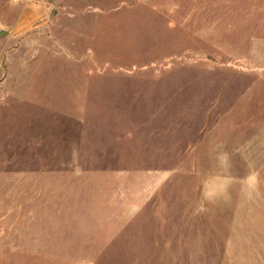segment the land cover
Instances as JSON below:
<instances>
[{
  "label": "rangeland",
  "instance_id": "obj_1",
  "mask_svg": "<svg viewBox=\"0 0 264 264\" xmlns=\"http://www.w3.org/2000/svg\"><path fill=\"white\" fill-rule=\"evenodd\" d=\"M0 24V264H264V0Z\"/></svg>",
  "mask_w": 264,
  "mask_h": 264
},
{
  "label": "crops",
  "instance_id": "obj_2",
  "mask_svg": "<svg viewBox=\"0 0 264 264\" xmlns=\"http://www.w3.org/2000/svg\"><path fill=\"white\" fill-rule=\"evenodd\" d=\"M34 6V5H33ZM33 6L25 8L23 15L13 26L14 31L17 33H27L32 27L33 23L39 20V17L43 14L41 9H36Z\"/></svg>",
  "mask_w": 264,
  "mask_h": 264
},
{
  "label": "water",
  "instance_id": "obj_3",
  "mask_svg": "<svg viewBox=\"0 0 264 264\" xmlns=\"http://www.w3.org/2000/svg\"><path fill=\"white\" fill-rule=\"evenodd\" d=\"M12 30V26L0 24V36H4Z\"/></svg>",
  "mask_w": 264,
  "mask_h": 264
}]
</instances>
